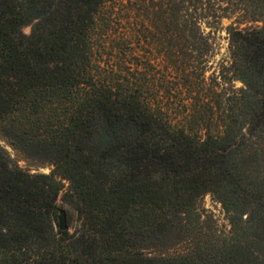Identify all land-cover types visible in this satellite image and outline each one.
Returning a JSON list of instances; mask_svg holds the SVG:
<instances>
[{
	"label": "trees",
	"instance_id": "16d2710c",
	"mask_svg": "<svg viewBox=\"0 0 264 264\" xmlns=\"http://www.w3.org/2000/svg\"><path fill=\"white\" fill-rule=\"evenodd\" d=\"M109 1L0 0V135L51 170L32 174L0 147V264H264V0H168L153 13L180 117L157 102L149 69L116 62L133 44H104ZM232 8L262 26L229 28L210 84L202 24ZM208 195L227 234L201 208Z\"/></svg>",
	"mask_w": 264,
	"mask_h": 264
},
{
	"label": "rangeland",
	"instance_id": "374dc122",
	"mask_svg": "<svg viewBox=\"0 0 264 264\" xmlns=\"http://www.w3.org/2000/svg\"><path fill=\"white\" fill-rule=\"evenodd\" d=\"M128 1L124 0V3H122L121 0H117L116 5L109 1L106 4L102 14L103 20H100V32L102 37L106 39L104 44L111 47L110 40H119V38H121V42L127 41L129 44H133V46L126 47V58L123 56L122 59L116 60V62L119 63L122 71L126 74L131 63L135 65L139 63L141 69H149V77L147 76L150 79L149 86L157 94V102L165 105H169L170 102L171 108L174 109L173 115L180 117L179 112L182 111L181 107L184 105L182 103L183 95L179 85H176V81L173 80L175 77L172 74L171 64L165 59L166 55H164L167 53L166 46L169 43L166 40L163 41L165 39L163 36L158 37V33L150 24L155 16L153 13L158 12L159 9H165L167 4H163V2L167 3L168 0H131V5ZM177 2L179 3L177 9L187 7L182 0H177ZM225 3L220 6L221 9L228 4L230 5L229 1H225ZM124 5L128 6V10ZM244 16V12L232 8L220 15L216 22H211L210 25L202 24L207 33H210L208 39L212 45L206 60L201 64V69L206 72L205 78L210 84L214 82L222 65L227 64L229 61V28L245 29L251 26H262V22L253 23L251 18ZM108 24L111 25L107 26ZM30 31V27L24 29L25 34H30ZM125 44L122 46H125ZM108 47L107 49H109ZM115 53H117L116 47ZM234 85L239 88L242 83L235 82ZM187 100L186 98V103ZM0 147L7 152L14 164H18L32 174H49L51 171L48 165L28 160L23 154L14 150L1 135ZM201 208L209 216L213 222V228L217 229L219 234H227L230 231L227 215L215 198L210 195L204 197L201 201ZM66 223L68 226L71 224L67 217Z\"/></svg>",
	"mask_w": 264,
	"mask_h": 264
},
{
	"label": "water",
	"instance_id": "95a60500",
	"mask_svg": "<svg viewBox=\"0 0 264 264\" xmlns=\"http://www.w3.org/2000/svg\"><path fill=\"white\" fill-rule=\"evenodd\" d=\"M59 228L61 231H68L69 226L66 223V217L64 215L59 217Z\"/></svg>",
	"mask_w": 264,
	"mask_h": 264
}]
</instances>
